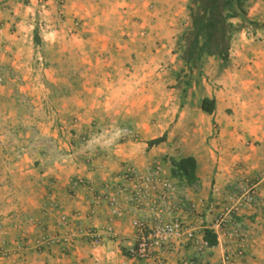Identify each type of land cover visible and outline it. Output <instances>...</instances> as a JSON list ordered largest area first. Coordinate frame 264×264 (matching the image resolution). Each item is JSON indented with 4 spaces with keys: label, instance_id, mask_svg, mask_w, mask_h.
Here are the masks:
<instances>
[{
    "label": "crops",
    "instance_id": "0c3cea01",
    "mask_svg": "<svg viewBox=\"0 0 264 264\" xmlns=\"http://www.w3.org/2000/svg\"><path fill=\"white\" fill-rule=\"evenodd\" d=\"M211 17L231 27L226 57L202 54L199 40V63L188 64L186 38ZM79 53L88 59L80 89L58 94L51 111L42 106L48 117L38 142L16 157L0 152V264H132L131 223L151 225L154 216L129 203L132 189L120 175L126 168L146 174L155 162L180 188L181 205L164 219L190 220L200 233L209 225L183 203L201 214L204 205H235L239 189H255L258 203L238 215L247 239L239 244L245 258L234 264H264V0H0V67L21 71L24 94L49 98L35 83L60 80L43 65ZM204 99L215 104L211 115L201 109ZM125 123L135 140L83 150L91 136ZM186 157L197 163L195 187L171 176L169 159ZM76 179L85 187L70 194ZM228 231L200 264H219L232 245ZM194 255L182 244L159 259L176 264Z\"/></svg>",
    "mask_w": 264,
    "mask_h": 264
},
{
    "label": "built area",
    "instance_id": "2783aa9c",
    "mask_svg": "<svg viewBox=\"0 0 264 264\" xmlns=\"http://www.w3.org/2000/svg\"><path fill=\"white\" fill-rule=\"evenodd\" d=\"M120 178L124 183L131 186L132 191L128 196L129 203L136 208L145 209L154 216L151 225L143 219H135L131 223L135 232V244L128 251L127 258L132 264H148L149 262L164 264L159 259V254L161 252L171 253L175 250V245L182 244H190L195 255L191 259L182 260L176 264H200L202 255L213 248L203 239L204 230L212 231L218 238L230 224L233 229L227 235L232 245L223 247L219 264H234L245 258V251L239 244L247 239V235L238 230L239 223L232 222L233 218L228 216L230 210L225 214H219L202 233L190 220L180 217H173L170 220L164 219V214L170 213L172 205H181V201H178L180 188L162 175L159 163H154L146 174H141L133 168H126ZM81 187H85L82 180L72 181L69 187L70 194L76 193ZM257 203L255 189L241 188L235 200L237 207L232 210L237 211L243 206H252ZM183 204L190 205L192 215L195 214V204L190 202ZM108 205L113 216L118 218L122 216L115 198L110 197ZM92 239L95 243L99 242L96 235H92ZM235 245L237 246L235 247Z\"/></svg>",
    "mask_w": 264,
    "mask_h": 264
},
{
    "label": "rangeland",
    "instance_id": "374dc122",
    "mask_svg": "<svg viewBox=\"0 0 264 264\" xmlns=\"http://www.w3.org/2000/svg\"><path fill=\"white\" fill-rule=\"evenodd\" d=\"M74 24L77 27L80 22L75 20ZM52 60L56 59H50V61ZM87 60L88 59L81 53L76 56L66 54L65 57L57 60L56 65L52 66L50 62H47L46 66L43 65L42 69L46 68V70H48L50 68L51 73L55 71V74L53 73V77L60 80L57 82H50L45 79V82L41 80V83H35V87L37 89H47L50 92V97L46 98L44 101H41V98L35 100L23 93L25 82L21 81V71L18 70L16 72L5 66L0 67V91H4L5 93L1 94L0 92V136H5L6 142V144L2 146L0 145V152L3 155H12L16 157V154L24 153V150L31 148L32 144L38 142L39 124L47 122L48 117L43 113V107L44 109H47V111H51L56 106L58 94L66 95L71 89H80V85L84 79L82 76L87 68ZM32 70L41 75L39 71L40 67L37 68L32 66ZM47 78H50V74H47ZM8 93H10L11 96H7ZM121 126L126 129V132H128V134H125L123 138L133 140L137 138V134L132 127V124L125 123ZM254 206L256 205L243 207ZM236 207V205H204L203 210L200 211L201 214L196 211L195 214L193 213L192 215L190 205H185L184 212L192 218L205 219L206 224L210 226L219 214H225L228 210H230L231 212L228 216L233 218V223H239L240 226L238 230L246 234L242 230V224L237 221L240 210L245 208L238 207L239 209L237 211L232 210ZM227 229H229L228 232H230L233 229V226L230 224L226 227V230Z\"/></svg>",
    "mask_w": 264,
    "mask_h": 264
},
{
    "label": "trees",
    "instance_id": "16d2710c",
    "mask_svg": "<svg viewBox=\"0 0 264 264\" xmlns=\"http://www.w3.org/2000/svg\"><path fill=\"white\" fill-rule=\"evenodd\" d=\"M227 18V17H226ZM230 26H224L221 24V20L216 17H211L206 21L198 23L186 41L187 47L184 51V58L186 62L197 65L199 63L200 53H198L199 40L204 41L202 48V54L215 55L221 58L226 57L228 42L230 38ZM37 42V37H34ZM215 104L212 100L204 99L201 102V109L206 114L211 115L214 111ZM165 141V135L158 139H154L148 143V146L159 145ZM171 165V176L179 183L188 187H195L198 183L197 178V163L193 157L181 158L175 160L169 159ZM203 239L210 247L217 245L216 235L206 229L203 232Z\"/></svg>",
    "mask_w": 264,
    "mask_h": 264
},
{
    "label": "clouds",
    "instance_id": "9594fccd",
    "mask_svg": "<svg viewBox=\"0 0 264 264\" xmlns=\"http://www.w3.org/2000/svg\"><path fill=\"white\" fill-rule=\"evenodd\" d=\"M126 134V129L113 126L99 134L91 136L82 146L85 152L94 153L97 149L109 151Z\"/></svg>",
    "mask_w": 264,
    "mask_h": 264
}]
</instances>
